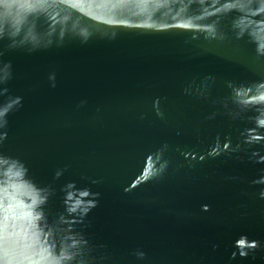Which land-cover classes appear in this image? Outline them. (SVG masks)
<instances>
[{
	"label": "water",
	"instance_id": "95a60500",
	"mask_svg": "<svg viewBox=\"0 0 264 264\" xmlns=\"http://www.w3.org/2000/svg\"><path fill=\"white\" fill-rule=\"evenodd\" d=\"M0 264H264V0H0Z\"/></svg>",
	"mask_w": 264,
	"mask_h": 264
}]
</instances>
